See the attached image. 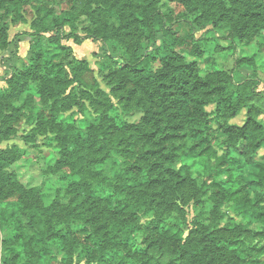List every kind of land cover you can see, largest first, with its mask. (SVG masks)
I'll list each match as a JSON object with an SVG mask.
<instances>
[{
  "label": "rangeland",
  "instance_id": "1",
  "mask_svg": "<svg viewBox=\"0 0 264 264\" xmlns=\"http://www.w3.org/2000/svg\"><path fill=\"white\" fill-rule=\"evenodd\" d=\"M115 1L92 0L91 9L78 13L73 8V0H45L42 3L38 0H18L17 3L0 0V14H7L9 35L15 37L11 50L3 53L8 56L0 60L8 67L6 73L0 75L3 91L0 94L11 92L8 79L32 65L38 46L45 51V63L59 74L61 70L64 75H70L68 62L72 58L87 60L101 89L108 94L106 103L102 104L83 98L77 89L71 88L61 98L71 91L76 93L77 101L73 99L66 105L56 104L53 99L43 100L39 93L33 92L14 97L9 101L10 105L0 103V128L8 126L3 123L5 119L16 121L12 123L13 131L9 137L0 140V155L11 151V156L16 157L0 177V264H103V253L92 244L96 236L97 239L106 237L112 245H119L126 251H136L143 247L141 241L150 221L159 223L162 230H170L183 243L192 230L213 226L210 212L214 205L210 195L217 188L215 182L227 177L214 174L216 164L212 153L215 150L219 156L227 154L225 135L213 130L206 141H202L187 131L183 137L171 139L167 151L177 156L172 166L178 169L180 165H188L199 186L204 182L212 186L201 196L200 204L178 196L176 202L182 210L155 209L151 203L155 190L151 188V176L141 159L149 147L142 145L136 134L128 131L130 126L141 122L143 113L113 92L114 84L108 77L114 62L121 61L125 55L123 46L116 41L92 37L76 43L68 36L71 24L81 36L89 34L94 29L100 7L107 12L110 21L119 23L121 10L114 7ZM159 8L166 18V27L185 40V44L177 45V50L188 61L197 60L202 74L224 70L231 76L234 90L249 80L257 81V90L264 95V33L245 44L227 37L211 24H197L179 1L161 0ZM9 9H14L16 14L7 13ZM37 14L47 27L56 28L57 22L64 18L70 20V25L60 28V38L64 46H71V50L49 41L50 33H46L40 43L32 40L28 33L32 31L30 24ZM14 16L20 19L13 21ZM158 36L157 44L160 45L164 36L162 32ZM22 40L26 42L21 50L19 42ZM153 48L143 51L153 54ZM194 48L204 51V56L196 57L192 53ZM31 83L39 88L37 81ZM0 101L5 100L0 98ZM214 108L209 106L208 110ZM3 115L10 116L3 119ZM245 119L244 112L231 122L243 124ZM260 119L264 122V115ZM211 126L217 128L216 123ZM117 130L123 133H117ZM208 147L212 149L206 150ZM255 159L264 161V144ZM134 166L144 168L138 170ZM243 174L252 178L253 168L247 166ZM105 197H109L112 205H127L133 213L132 224L139 225L140 229L133 231L131 226H109L105 211L107 202H103ZM220 210L219 227L229 222H244L230 205L222 206ZM23 211L39 216L35 217L43 224L40 237L45 245H26L29 239L19 221ZM84 227L93 234L85 244L66 245L60 236L45 240L51 232L69 235L71 230ZM249 227L264 231L263 223H252ZM44 248L49 250L50 256H42ZM241 255L246 256L242 252ZM128 264L152 263L130 260ZM247 264H264V256L257 261L248 259Z\"/></svg>",
  "mask_w": 264,
  "mask_h": 264
},
{
  "label": "trees",
  "instance_id": "2",
  "mask_svg": "<svg viewBox=\"0 0 264 264\" xmlns=\"http://www.w3.org/2000/svg\"><path fill=\"white\" fill-rule=\"evenodd\" d=\"M44 1L38 0L39 3ZM73 1V8L78 13L92 8V0ZM160 1L116 0L113 5L121 10L119 23L110 21L107 12L100 7L94 29L85 36L76 32L74 24L70 25V20L65 18L57 22L56 28L47 27L37 14L30 24L32 31L28 34L36 43L50 33L49 41L71 50V46H64L60 38V28L70 25L68 36L76 43L92 37L116 41L123 46L125 55L121 61L114 62L108 77L114 84L113 92L143 113L141 122L130 126L128 131L136 134L142 145L149 147L141 159L151 176V188L155 190L151 199L155 209L182 210L176 202L178 196L200 204L201 196L212 186L208 182L199 186L188 165H180L178 169L172 166L177 156L167 151L171 139L181 138L191 131L192 135L206 141L213 130L226 137L227 154L219 156L215 150L212 153L216 164L214 174L227 177L215 182L217 188L210 195L214 205L210 212L212 227L201 226L192 230L183 243L176 234L162 230L159 223L150 221L147 234L141 241V250L126 251L119 245H112L106 237L97 239L96 236L92 244L97 245V251L103 253V264H128L130 260L152 264H247L248 259L257 261L264 256V231L249 226L252 223L264 224V161L255 159L258 149L264 144V122L260 119L264 115V95L257 90V81L249 80L234 90L231 76L224 70H210L202 74L197 60L188 61L177 50V45L185 44V40L166 27V18L159 8ZM175 1L186 6L197 24H211L227 37L245 44L264 33V0ZM7 2L17 3L18 0ZM14 9H9L7 13L11 11L16 14ZM6 15L0 14V49H7L15 39L9 40V19ZM18 19V16L13 17V21ZM161 32L164 39L158 45V34ZM151 47H154L153 54L143 51ZM192 53L199 58L204 56V51L199 48H194ZM44 58L45 51L38 46L32 65L8 79L11 92L0 94V98L7 101L0 103L9 104L14 97L33 92L39 93L43 100L53 99L56 104L66 105L76 99V93L72 94L71 91L61 98L69 88L77 89L83 98L97 104L106 103L108 94L101 89L87 60L72 58L68 62L70 75H64L61 70L60 74L55 72V68L48 66ZM119 62L120 65H116ZM32 81H37L39 88L33 86ZM209 106H214V110H208ZM244 112L246 119L243 124L231 122ZM9 116L3 115V119ZM14 122L4 120L3 123L8 126H1L0 140L9 137ZM211 123H216L217 128H213ZM210 149L208 147L206 150ZM15 159L11 151H4L0 155V177ZM247 166L253 168L252 178L243 174ZM133 168L142 170L144 167ZM103 202H107L105 211L109 226H131L133 231L140 229L139 225L132 224L133 213L127 205H112L109 197H105ZM225 205H230L244 222H229L219 227L220 209ZM35 216L25 211L20 214L19 221L29 239L27 246L45 245L40 237L43 224ZM92 235L88 227H84L71 230L69 235L51 232L45 240L60 236L64 244L77 245L85 244L93 238ZM241 252L246 256H242ZM42 256H50L47 248L42 250Z\"/></svg>",
  "mask_w": 264,
  "mask_h": 264
},
{
  "label": "crops",
  "instance_id": "3",
  "mask_svg": "<svg viewBox=\"0 0 264 264\" xmlns=\"http://www.w3.org/2000/svg\"><path fill=\"white\" fill-rule=\"evenodd\" d=\"M10 36V35H9ZM14 38H12L11 36H10V38H9V40L10 41H12ZM26 41H21V42H19L20 44H21V50L24 48V43H25ZM12 45H14V43L12 44ZM12 45H10L7 49H0V60L2 59L3 60V57H6V56H8V54H3V53H6L7 51H9V50H11V46ZM11 55V54H10ZM9 55V56H10ZM19 55H20V53H19ZM7 66L6 65H2L1 63H0V75H2V74H4V73H6V71H7ZM2 79V78H1Z\"/></svg>",
  "mask_w": 264,
  "mask_h": 264
}]
</instances>
